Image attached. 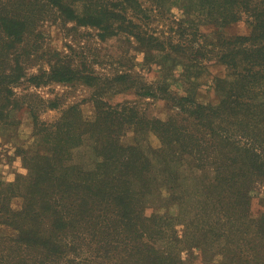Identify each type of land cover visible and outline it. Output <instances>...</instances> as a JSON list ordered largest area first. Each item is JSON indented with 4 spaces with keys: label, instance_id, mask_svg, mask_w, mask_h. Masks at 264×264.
Wrapping results in <instances>:
<instances>
[{
    "label": "trees",
    "instance_id": "obj_1",
    "mask_svg": "<svg viewBox=\"0 0 264 264\" xmlns=\"http://www.w3.org/2000/svg\"><path fill=\"white\" fill-rule=\"evenodd\" d=\"M166 1L169 12L177 7L181 15L172 20L173 34L161 37L150 30V15L139 0H94L88 17L76 14L64 0H0L4 42H22L29 27L34 32L41 20L36 6L48 3L56 6L61 19L84 21L97 28L100 37L126 31L145 53L164 52V58L186 60L190 79L188 94H168L165 86H158V95L166 96L173 110L167 120L127 114L128 102L99 100L94 129L100 125L102 136L95 138L100 160L91 171L69 164L70 151L83 136L82 131L73 133L76 122L68 118L78 115L76 107L71 105L58 120L44 123L36 110L55 108L56 101L27 104L33 135L44 134L45 148L20 152L26 173L12 182L0 179V264H189L182 253L186 249L191 256L192 243L203 259L213 247L224 249L228 261L220 264H264V211L257 219L248 216L250 200L264 187V0ZM239 20L250 24L249 35L200 28ZM210 61L224 66L227 76L216 79V87L225 92L217 105L191 95ZM77 73L59 58L45 77L72 82ZM81 77L92 83L91 75ZM21 78L17 65L0 68L1 122L17 107L13 87ZM132 78L121 76L128 82ZM37 79L28 78L39 85ZM140 95L155 97L157 92L145 88ZM131 127L155 132L162 156L189 155L195 168L213 169V178L196 192L201 198L195 200L191 216L146 214L144 199L153 192L151 162L137 141L121 142L120 130ZM14 197L22 199L19 208L11 204ZM234 216L240 226L253 229L256 243L248 250L232 249V226L223 229ZM178 224L181 235L175 230Z\"/></svg>",
    "mask_w": 264,
    "mask_h": 264
},
{
    "label": "rangeland",
    "instance_id": "obj_2",
    "mask_svg": "<svg viewBox=\"0 0 264 264\" xmlns=\"http://www.w3.org/2000/svg\"><path fill=\"white\" fill-rule=\"evenodd\" d=\"M139 1L150 15L148 26L154 34L161 37L173 34L172 29L176 25L172 20H177L181 15L177 7L170 5L172 9L169 12L168 1ZM64 3L76 14H85L88 17V14L94 12V0H64ZM27 5L33 8L30 4ZM35 10L40 13L41 20L37 21L34 32L29 27L30 31L25 33L22 42H4L0 36V68L14 64L24 76L13 87L18 99L17 107L10 112L8 120L0 121V179L12 182L19 174L26 173L20 152L36 151L43 146L45 148L44 134L33 135L34 121L26 108L27 104L39 105L44 101L49 105L50 101H56L55 108L36 110L38 119L44 123L58 120L67 107H76L78 115H69L68 118L74 119L77 124L73 133L79 135L82 131L83 136L70 151L69 164L91 171L100 160L95 140L96 135L102 136L101 129L98 130L100 125L97 124L94 129L97 112L100 111L99 100L108 104L128 102L127 114L167 120L173 110L169 108L170 100L164 95H158V86H165L168 94L190 93L186 60L167 55L169 59L164 58V52L145 53L138 49L135 38L126 31L118 30L116 35L100 37V31L92 25L84 24V21L61 19L56 6L48 3L37 5ZM200 28L205 32L218 30L227 35H249L252 31L250 24L244 20L226 26L203 25ZM59 58L77 69L74 81L55 82L46 79L45 73L50 71V65ZM225 73L224 66L214 61L208 62L206 69L196 79L199 85L195 94L191 95L202 103L217 105L225 92L216 87V79L227 78ZM86 74L92 76V83H86L82 79L81 76ZM122 75L132 76V81L121 79ZM30 76H38L39 85L29 81ZM145 88L156 91L157 96H141L140 93ZM128 107L132 110H128ZM105 132L102 130V133ZM119 133L122 143L131 144L137 141L150 159L149 182L153 192L144 199L146 214L173 218L191 216L196 211L195 200L201 198L196 192L205 186L208 178H213V169L195 168L189 155L162 156L159 151L161 141L151 130L131 127L122 128ZM21 203L22 199L19 197H14L11 201L15 208H19ZM263 211L264 187L255 192L250 200L248 216L252 220L257 219ZM155 222L160 224L163 221L155 219ZM228 226H232L233 230L229 236L234 239L232 249L245 251L254 246L256 238L253 229L240 226L237 216L234 219L228 217L226 223H223V229ZM176 227V232L181 235V225ZM235 229L237 232H234ZM215 244L217 243L212 246ZM188 248L192 255L188 256V251L184 249L182 256L189 258V264H220L228 261L222 253L224 249L213 247L203 255V259L193 243Z\"/></svg>",
    "mask_w": 264,
    "mask_h": 264
}]
</instances>
